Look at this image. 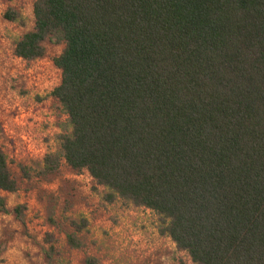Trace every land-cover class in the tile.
<instances>
[{
  "label": "trees",
  "instance_id": "1",
  "mask_svg": "<svg viewBox=\"0 0 264 264\" xmlns=\"http://www.w3.org/2000/svg\"><path fill=\"white\" fill-rule=\"evenodd\" d=\"M33 17L14 56L63 46L51 97L70 128L38 176L86 171L107 203L154 212L192 264H264V0H36ZM18 188L0 147V191ZM71 226L84 249L88 222Z\"/></svg>",
  "mask_w": 264,
  "mask_h": 264
},
{
  "label": "rangeland",
  "instance_id": "2",
  "mask_svg": "<svg viewBox=\"0 0 264 264\" xmlns=\"http://www.w3.org/2000/svg\"><path fill=\"white\" fill-rule=\"evenodd\" d=\"M36 0H0V147L18 180L15 193L0 191L10 213L0 209V264H192L188 255L159 232L158 216L122 200L109 204L107 191L86 172L63 165L59 174L41 178L46 154L59 149L58 136L70 132L60 104L51 97L61 83L53 59L63 46L46 44L42 59L26 62L14 56L16 42L34 27ZM12 8L26 26L4 19ZM26 167L30 178L21 172ZM24 205L23 225L13 211ZM86 220L78 236L82 250L68 245L72 221Z\"/></svg>",
  "mask_w": 264,
  "mask_h": 264
}]
</instances>
